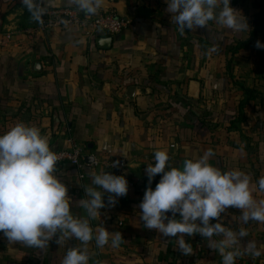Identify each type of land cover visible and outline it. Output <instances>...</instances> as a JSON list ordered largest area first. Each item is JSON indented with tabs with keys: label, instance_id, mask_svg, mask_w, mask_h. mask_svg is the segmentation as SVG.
<instances>
[{
	"label": "crops",
	"instance_id": "obj_1",
	"mask_svg": "<svg viewBox=\"0 0 264 264\" xmlns=\"http://www.w3.org/2000/svg\"><path fill=\"white\" fill-rule=\"evenodd\" d=\"M43 6L79 9L73 0H43ZM231 6L246 18L247 32L209 21L181 34L165 0H102L99 9L112 8L131 22L113 35H88L72 25L42 29L21 0H0V133L24 122L38 127L54 152L73 145L87 151L82 167H55L75 216L86 217L79 200L92 186L90 173H112L125 163L127 194L110 204L106 193L100 216L90 221L94 230L119 231L123 241L117 248L90 241L89 264H222L198 233L185 234L192 252L184 255L176 237L144 227L139 204L156 150L166 149L177 166L211 149L213 166L248 174L254 197L264 199L258 191L264 176V49L255 46L264 44V24L254 23L261 12L264 20V0H231ZM105 36L111 40L104 46ZM93 158L108 165L93 168ZM241 213L229 207L211 222L243 228L248 235L241 247L257 242L261 255L242 252L235 264H264V223L244 224ZM58 236L41 249L10 243L0 233V264H61L80 242L58 244Z\"/></svg>",
	"mask_w": 264,
	"mask_h": 264
},
{
	"label": "clouds",
	"instance_id": "obj_2",
	"mask_svg": "<svg viewBox=\"0 0 264 264\" xmlns=\"http://www.w3.org/2000/svg\"><path fill=\"white\" fill-rule=\"evenodd\" d=\"M78 8L89 15L96 14L102 0H73ZM167 11L181 34L186 29L208 26L209 21L243 34L249 29L246 18L231 6V0H165ZM32 18L40 21L46 9L43 0H21ZM237 13H240L239 15ZM264 49L259 40L255 45ZM213 155L208 149L197 159H185L174 166L166 149L156 150L153 162L145 169L149 187L139 204L140 219L147 229H155L164 237H176L175 246L190 255L191 237L200 234L209 239V247L219 253L222 264H235L242 252L253 258L261 251L255 240L243 247L239 242L248 233L226 227L219 220L229 207L242 210L244 224L249 221L264 223V199L253 195L251 178L240 170L222 171L209 162ZM57 154L50 148L48 139L36 126L17 122L0 133V233L10 243L21 242L27 247L45 248L54 236L74 238L78 246L69 247L61 264H89L88 243L95 239L97 247L109 245L117 248L123 238L119 231H108L99 225L94 230L90 221L100 216L108 202L128 192L124 175L105 170L91 175V185L84 189L86 198L79 200L86 217L75 216L70 210L71 199L67 187L55 175ZM160 176L155 188L152 179ZM258 191L264 193V176L258 180ZM171 212L169 217L167 213ZM177 214L179 218H177ZM179 234V235H178ZM214 236L221 237L213 240Z\"/></svg>",
	"mask_w": 264,
	"mask_h": 264
},
{
	"label": "built area",
	"instance_id": "obj_3",
	"mask_svg": "<svg viewBox=\"0 0 264 264\" xmlns=\"http://www.w3.org/2000/svg\"><path fill=\"white\" fill-rule=\"evenodd\" d=\"M45 14L38 22L39 27L42 29L55 27V26H76L83 30L85 34L93 35L95 33H104L106 35H113L121 30L127 28L130 24V18L117 14L112 8L110 9H98L96 14L89 15L86 12L69 7H46ZM32 29H26L27 33H31ZM58 156V162L68 163L77 168L83 166L84 159L87 155L82 147L73 145L69 148L59 149L55 151ZM107 161H103L99 158H93L90 165L95 168L101 165H108ZM125 166L124 162L120 163L119 168L112 167V174L122 175L121 168ZM128 186L130 182L127 180ZM144 195V194H143ZM143 198V196H142ZM177 216H179L177 214ZM122 222L118 221V224Z\"/></svg>",
	"mask_w": 264,
	"mask_h": 264
},
{
	"label": "trees",
	"instance_id": "obj_4",
	"mask_svg": "<svg viewBox=\"0 0 264 264\" xmlns=\"http://www.w3.org/2000/svg\"><path fill=\"white\" fill-rule=\"evenodd\" d=\"M261 14H262V12L261 13H259L258 15H256V17H255V21H254V23H255V28L257 27V26H259V25H263L264 23V20L261 18ZM255 31V30H254ZM251 35H253V36H255V33H252ZM244 44V43H243ZM179 217V216H178Z\"/></svg>",
	"mask_w": 264,
	"mask_h": 264
},
{
	"label": "water",
	"instance_id": "obj_5",
	"mask_svg": "<svg viewBox=\"0 0 264 264\" xmlns=\"http://www.w3.org/2000/svg\"><path fill=\"white\" fill-rule=\"evenodd\" d=\"M101 39H103L102 42L104 43L103 45L105 46L106 44L110 43L111 37L110 36H105V37H102ZM87 159L91 160V158H89V157H87ZM169 213H167L168 216H169Z\"/></svg>",
	"mask_w": 264,
	"mask_h": 264
}]
</instances>
